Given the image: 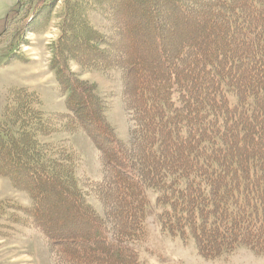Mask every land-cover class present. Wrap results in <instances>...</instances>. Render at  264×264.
Instances as JSON below:
<instances>
[{"label": "trees", "instance_id": "trees-1", "mask_svg": "<svg viewBox=\"0 0 264 264\" xmlns=\"http://www.w3.org/2000/svg\"><path fill=\"white\" fill-rule=\"evenodd\" d=\"M114 1L117 19L122 9L136 4ZM161 1L191 18L189 6L200 26L178 35L181 43L165 49L151 51L149 46L138 53L131 45L124 50L118 68L134 127L132 143L124 151L117 149V155L107 147L101 151L108 166L104 181L113 187L109 197L121 226L97 223L86 204L87 218L97 223L95 241L103 248L95 247L93 257L81 251L79 256L64 254L68 264H139L128 243L139 241L152 213L168 235H191L205 258L239 246L264 253V0ZM92 37L86 35L83 45ZM158 53L167 55L168 64ZM60 54L55 55V77L69 91L68 115L45 116L36 96L22 88L9 92L0 113V175L14 184L29 185L28 175L20 172L37 179L26 188L31 220L39 207L35 196L44 199V187L54 181L56 196L71 195V204L81 205L75 156L51 136L62 129L88 130L101 112L94 95L92 107L84 90L71 85L72 75L58 71ZM101 119L95 128L106 139ZM101 188H96L99 195ZM110 255L113 259L107 261Z\"/></svg>", "mask_w": 264, "mask_h": 264}, {"label": "rangeland", "instance_id": "rangeland-1", "mask_svg": "<svg viewBox=\"0 0 264 264\" xmlns=\"http://www.w3.org/2000/svg\"><path fill=\"white\" fill-rule=\"evenodd\" d=\"M135 1L122 9V16L117 19L112 13L114 0H0V113L9 92L22 88L36 96L45 116L69 114V91L63 90L55 77L57 51L61 52V61L56 63L58 71L70 73L73 88L84 90L92 107L94 95L101 108L94 114L90 129H62L51 136L52 142L67 146L75 156L74 176L83 193L79 207L71 204V195L56 196L58 185L54 181L44 187V199L35 196L39 207L38 211L32 210L31 220L26 210L32 199L26 188L34 186L37 179L20 172L21 177L28 175L29 185L14 184L10 177L0 175V264H68L64 254L79 256L81 251L92 256L95 247H102L95 241L97 223L116 222L114 226H121L117 206L109 197L112 198L113 187L104 181L108 166L101 153L107 147L112 155H117V149L124 151L132 143L134 127L125 105L123 72L118 68L121 56L131 45L133 52L143 53L149 46L152 51L154 47L165 49L180 44L178 35L200 26L189 6L192 20L161 0ZM78 2L82 4L78 6ZM86 35L93 37L83 45L88 42ZM162 55L158 53L159 60L168 64L167 55ZM92 62L106 63L108 68H97ZM101 118L107 128L106 139L95 128ZM114 140L117 146L113 145ZM96 188H101V195ZM149 197L153 202V197ZM86 204L96 213L97 223L87 218ZM128 244L134 248L133 257L139 264H264V253L243 246L217 258H205L191 235H168L153 213L147 216L139 241ZM112 259L110 255L107 261Z\"/></svg>", "mask_w": 264, "mask_h": 264}]
</instances>
